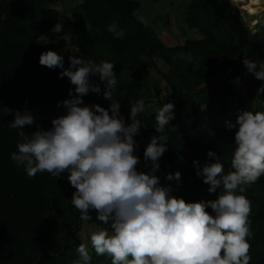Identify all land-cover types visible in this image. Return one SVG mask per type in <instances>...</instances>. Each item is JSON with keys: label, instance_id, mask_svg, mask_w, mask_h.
I'll list each match as a JSON object with an SVG mask.
<instances>
[{"label": "trees", "instance_id": "16d2710c", "mask_svg": "<svg viewBox=\"0 0 264 264\" xmlns=\"http://www.w3.org/2000/svg\"><path fill=\"white\" fill-rule=\"evenodd\" d=\"M187 1L183 23L196 30L199 38L169 47L138 18V0H80L61 19L52 17L49 10L48 5L56 0H0V109L22 111L26 107L35 115V124L23 130L30 134L36 125L47 130L53 118L64 114L63 106L57 104L69 98L74 86L67 77H59L61 69L41 66L40 54L57 52L63 56L65 68L70 55L97 64L111 62L117 79L113 100L121 105L126 122L130 123L129 98L142 95L145 103L155 99L162 106L174 105V118L165 128L167 151L155 173L160 184L170 185L174 189L171 194L185 202L216 199L220 189L208 192L209 185L195 174L193 160L202 167L210 161L206 153L212 150L227 173L235 129L228 130L225 122L235 123L243 111L264 112V93L256 98L250 84L244 94L232 90L237 77L249 78L244 75L242 59L259 58L264 41L243 26L229 0ZM57 22L63 24L61 33L51 31ZM189 53L192 60L186 61L184 55ZM157 61L168 69L161 71ZM90 79L99 83L98 76ZM257 82L259 87L264 83ZM162 83L168 91L164 98L159 95ZM212 85L222 89H211ZM83 100L104 108L110 103L94 93ZM156 113L138 117L149 139L159 135ZM13 119L12 113L0 117V264H77L76 248L81 243L77 235L83 221L71 204L75 189L65 177L67 173L56 178L45 172L30 178L16 166L10 155L17 151L21 130L9 127ZM134 139L138 145L134 154L143 158L146 144H140L142 134ZM139 171L148 172L149 168ZM177 171L181 174L179 187L175 180L165 179ZM242 195L252 204L250 264H264V176ZM92 215V220L85 221L86 227L100 223ZM89 252L90 264H111V257L97 256L91 247Z\"/></svg>", "mask_w": 264, "mask_h": 264}, {"label": "clouds", "instance_id": "9594fccd", "mask_svg": "<svg viewBox=\"0 0 264 264\" xmlns=\"http://www.w3.org/2000/svg\"><path fill=\"white\" fill-rule=\"evenodd\" d=\"M61 33L63 24L51 29ZM183 55V54H182ZM191 61V54L184 55ZM69 65L55 51L42 52L39 64L49 69H61L59 77H67L74 86L68 99L58 102L64 114L51 120L47 130L36 125L30 134L23 129L35 124V115L26 107L20 111L2 107L0 117L12 113V129H20L17 151L10 155L28 177L49 173L61 177L64 173L75 189L71 204L81 221L95 219L103 225L90 235V245L97 256L111 257V264H250L251 245L248 238L252 204L245 193L264 176V112H240L235 123L226 121L228 130L235 129L230 167L216 152L202 167L193 160L195 174L209 185L208 192H220L214 200L185 202L173 196L170 185L162 186L155 174L165 151L168 136L165 128L174 118V105L169 102L158 108L155 131L144 148L143 160L148 172L138 171L140 158L135 155L143 126L138 118L145 109L143 98L131 99L126 122L118 100H113L117 79L115 64L70 55ZM244 75L251 74L264 81V64L244 57ZM99 77V83L90 78ZM233 83L240 84V77ZM103 85V90L101 89ZM89 93L102 95L109 107L85 104ZM264 93V83L256 89L257 97ZM167 181L181 179L180 172L165 176ZM237 192L241 194H237ZM211 209V212L208 211ZM77 264H90L89 245L80 243Z\"/></svg>", "mask_w": 264, "mask_h": 264}, {"label": "rangeland", "instance_id": "374dc122", "mask_svg": "<svg viewBox=\"0 0 264 264\" xmlns=\"http://www.w3.org/2000/svg\"><path fill=\"white\" fill-rule=\"evenodd\" d=\"M140 3V8L137 11V16L141 20L142 23H144L149 31L153 33L158 39L163 42L166 46H176L183 43L184 40L188 38H199V35L197 34L196 30H189L185 27L183 21L185 19L186 15V9L188 6L187 0H138ZM80 3V0H56V2L50 3L49 10L51 13V16L54 18L61 19L63 18V15L73 9L75 6H77ZM238 8L240 7L239 3ZM236 11V10H235ZM245 11V9H244ZM246 13L248 11H245ZM243 11H239V13H235L238 18L244 22L243 26H245L250 33L254 34V28L258 29L257 32H255L260 38L264 41V32L261 26L258 24V19L264 15V5L263 9L259 14V17L257 18V23L255 25L249 27L248 22L250 18L247 16V14ZM256 18V17H255ZM116 31V30H114ZM116 33H119L116 31ZM264 44V43H263ZM68 52H71L68 49ZM264 51H262V48L259 50V58H255V62L259 64H264ZM261 56V57H260ZM158 67L161 69V71H166L168 68L163 65L160 61H157ZM217 80L220 79V77L216 78ZM246 83H240V84H232V90L233 93H245L246 90ZM214 90H221L222 88L218 85H212L210 87ZM168 94V91L166 90L165 83H162L161 91L159 93L160 98H164ZM256 98L257 94L254 95ZM140 98H143L142 95L137 96ZM177 98V97H176ZM175 98V99H176ZM157 102V101H156ZM145 109L143 111V114H148L152 112H157L158 108L162 106L159 102L155 103V99L150 100L145 103ZM140 134H142V140L140 141L141 145H147V143L150 141L149 137L140 129ZM145 145V146H146ZM196 146H193L190 150V153H194ZM191 153V154H192ZM145 167V162L143 158H140V164L137 165V170H142ZM259 193H263V191L260 189ZM106 227L110 228V225H103L101 222L98 224L96 223L93 226L86 227V222H82V227L80 232L78 233L77 237L81 241V243H86L90 245V235L91 233L97 231L99 228Z\"/></svg>", "mask_w": 264, "mask_h": 264}, {"label": "crops", "instance_id": "0c3cea01", "mask_svg": "<svg viewBox=\"0 0 264 264\" xmlns=\"http://www.w3.org/2000/svg\"><path fill=\"white\" fill-rule=\"evenodd\" d=\"M235 2L239 3L240 5L239 8H238V4L235 7L236 12H239L240 10H244V9L245 11H248L247 16L250 18L248 22L249 27L255 25V23H257V18L259 17V14L263 9L264 0H235ZM253 30H254V33L258 31V29H255V28ZM262 51H264V46L262 47ZM248 75H249V78L247 80H241V83H246V86L247 84H250L251 89L254 92L253 94L255 95L256 89L259 87V84L257 82L258 80L255 79V77L252 76L251 74H248ZM238 94H242V93H238Z\"/></svg>", "mask_w": 264, "mask_h": 264}, {"label": "water", "instance_id": "95a60500", "mask_svg": "<svg viewBox=\"0 0 264 264\" xmlns=\"http://www.w3.org/2000/svg\"><path fill=\"white\" fill-rule=\"evenodd\" d=\"M258 24L261 26L264 32V15L258 19Z\"/></svg>", "mask_w": 264, "mask_h": 264}, {"label": "built area", "instance_id": "2783aa9c", "mask_svg": "<svg viewBox=\"0 0 264 264\" xmlns=\"http://www.w3.org/2000/svg\"><path fill=\"white\" fill-rule=\"evenodd\" d=\"M230 1V4L235 8L236 6H237V3L234 1V0H229ZM236 10V9H235ZM235 13H237L236 11H235ZM239 13V12H238ZM240 20V19H239ZM240 22L242 23V24H244V22H242L241 20H240Z\"/></svg>", "mask_w": 264, "mask_h": 264}]
</instances>
